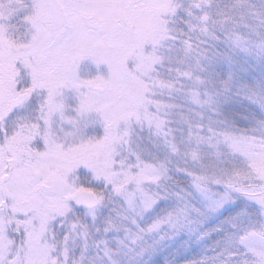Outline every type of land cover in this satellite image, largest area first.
<instances>
[{"label": "snow or ice", "instance_id": "6c2138e0", "mask_svg": "<svg viewBox=\"0 0 264 264\" xmlns=\"http://www.w3.org/2000/svg\"><path fill=\"white\" fill-rule=\"evenodd\" d=\"M0 264H264V0H0Z\"/></svg>", "mask_w": 264, "mask_h": 264}]
</instances>
